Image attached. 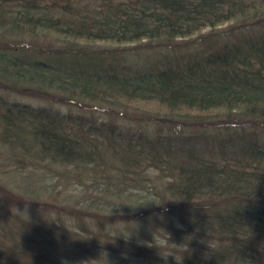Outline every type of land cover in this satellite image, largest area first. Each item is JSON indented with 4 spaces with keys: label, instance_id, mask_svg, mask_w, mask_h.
<instances>
[{
    "label": "trees",
    "instance_id": "16d2710c",
    "mask_svg": "<svg viewBox=\"0 0 264 264\" xmlns=\"http://www.w3.org/2000/svg\"><path fill=\"white\" fill-rule=\"evenodd\" d=\"M0 90L115 121L0 96L24 166L1 209L50 217L13 218L37 231L31 264H264V0H0ZM126 119L160 129L128 137ZM86 178L98 198L57 189Z\"/></svg>",
    "mask_w": 264,
    "mask_h": 264
},
{
    "label": "rangeland",
    "instance_id": "374dc122",
    "mask_svg": "<svg viewBox=\"0 0 264 264\" xmlns=\"http://www.w3.org/2000/svg\"><path fill=\"white\" fill-rule=\"evenodd\" d=\"M143 58V56L139 55V58ZM0 96L1 97H6L8 99L9 102L11 103H20L21 105H30V106H49V108H53L55 110H59L64 114H69L72 113L74 116H81L83 118V120H88L91 123H94V125L96 126H102L103 124H105V126H108L110 123H114L115 121L111 118L109 113H103V112H87V111H80L76 108H71V107H67L61 104H56L54 106H50L49 104L41 101V100H36L34 98H30V97H26L23 95H17L14 93H5L4 91L0 90ZM85 120V121H86ZM130 120L126 119L120 122V126L123 128L122 130L125 132V134L129 137H137V138H142L145 137L149 134H151L152 130H154L155 133V129L157 128V131H159L160 127L158 125H150V124H146V123H133V122H129ZM159 127V128H158ZM165 131V130H164ZM212 134H214L213 132H211ZM167 134V133H165ZM193 134V133H190ZM190 134H185V135H181L182 136V141L184 140L183 138L189 137ZM157 135V134H154ZM199 135V134H198ZM201 136H190V138H192V141L194 144H199V145H214L213 143L218 140L220 138V136H216L215 138H211V137H206V138H200ZM201 139L203 141H200L198 139ZM194 139V140H193ZM229 139V138H228ZM142 140H146V139H142ZM227 140V139H226ZM257 142H259V144L264 145V137L262 136H258L257 137ZM176 143H173L174 146L178 143L179 140H173ZM182 141H179L182 142ZM228 141V140H227ZM229 144H232V142H228ZM14 156L12 155V153L7 149V147H5L4 145L0 144V187L7 185L9 187L10 190H15V191H20L19 188V183H20V177L22 175L21 170H23V165H18L17 163L14 161ZM20 168V171L17 170V168ZM27 168V167H26ZM30 168V167H29ZM149 174L154 175L157 174V172L155 170H149L148 171ZM148 174V175H149ZM147 175V176H148ZM104 180L101 179V182H103ZM50 184H55L56 179H52L51 177H49V181ZM82 184L76 183V181L74 179L70 180V181H66V184H64V182H61V186H59L60 188H57L58 191L64 190L65 193H67L68 195H74L75 199H82V198H86V199H92V198H98L99 197V191L98 188H101V186L99 187H94V183L90 178H86L83 182H81ZM97 184V183H95ZM66 185V188H63ZM13 188V189H12ZM13 191V192H15ZM3 194V193H2ZM2 206H0V241H2V243L4 245H10L11 246V254L14 255L13 258H9V261L6 262H0V264H31L29 262V258H27V254H25V256L21 257L22 252L20 251L21 249H25L27 248V246L24 245V234L27 235V230L31 232V234H33L34 236H36L37 231L36 230H29V228L23 229L22 231V224L21 223H17L15 221H13V218L15 219V216H17L19 214V216H23L24 217V213L28 214L29 216L31 215V210L32 213L35 216V219H37V221H35V223H38L37 225L40 226L41 224H43V222L45 224L50 223V217L42 212H40V210L37 207H17V206H12L11 209L4 210V212L1 209ZM42 209V208H41ZM68 220V219H67ZM69 225L71 227H77L76 223L73 221L69 220ZM76 225V226H75ZM42 226V225H41ZM38 238V237H36ZM27 245L29 246V244L27 243ZM107 252V251H105ZM24 254V253H23ZM104 254V253H102ZM103 255H101L100 257H96L93 259V261H95V264H99L102 261V264H111V262H109L107 259H102ZM99 260V261H98ZM88 264V263H87ZM101 264V263H100Z\"/></svg>",
    "mask_w": 264,
    "mask_h": 264
}]
</instances>
